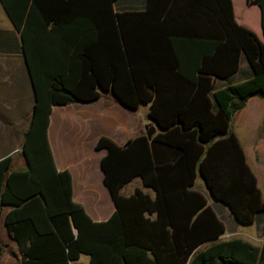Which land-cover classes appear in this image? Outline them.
<instances>
[{
  "label": "trees",
  "instance_id": "16d2710c",
  "mask_svg": "<svg viewBox=\"0 0 264 264\" xmlns=\"http://www.w3.org/2000/svg\"><path fill=\"white\" fill-rule=\"evenodd\" d=\"M114 1L0 0L19 33L33 93L20 145L25 168L11 170V155L0 159V209L30 202L37 212L36 222L14 224L17 216H8V235L30 243L20 264H73L82 255V264H264V244L252 255L240 237L222 239V223L191 189L198 176L239 225L264 212L231 131L248 97L264 98V0H244L259 9L262 39L235 20L231 0H143L140 9L121 11ZM241 58L251 75L231 82ZM104 92L129 111L147 105L148 123L121 145L96 139L115 211L94 223L72 202L70 175L56 170L46 128L52 106L89 103ZM134 179L153 200L138 188L121 197ZM152 209L169 233L165 222L143 218Z\"/></svg>",
  "mask_w": 264,
  "mask_h": 264
},
{
  "label": "crops",
  "instance_id": "0c3cea01",
  "mask_svg": "<svg viewBox=\"0 0 264 264\" xmlns=\"http://www.w3.org/2000/svg\"><path fill=\"white\" fill-rule=\"evenodd\" d=\"M245 6V8L252 6L256 10L255 19L251 13L246 11V17L249 20L239 16L236 21L251 29L258 39H262L258 7L254 4H245ZM233 14L235 18L234 11ZM236 73L238 81L251 75L243 58L239 61ZM32 104V87L21 53L19 33L13 28L0 4V159L11 155V170L25 168L24 163L18 161V157L21 155L20 145L23 132L29 124ZM141 106L143 105L139 107ZM137 109L134 111L125 109L108 92L102 93L98 99L89 103L73 102L51 107L46 137L53 164L56 170L65 169L68 171L71 182V200L82 207L84 214L91 222H107L115 211L111 196L102 182V171L99 167L100 157L105 150L94 149V143L99 136H107L116 144L121 145L127 139L141 134L144 124L148 123L147 117L144 115L147 105L144 114L142 112L144 117L141 115L143 118L136 114ZM249 111L253 114V122L248 116ZM234 117L235 123L238 125L249 127L247 123L254 124L239 142L244 150L247 164L255 173L257 185L261 190L260 183L261 176L264 177V167L260 164V156L264 153V131L262 137H258L256 129L264 125V98L248 97L244 106L234 113L232 121ZM254 163L256 166L260 165L255 167ZM196 178L199 179L198 176L195 177L191 189L196 191L199 189L205 197L202 189L206 191L207 195L208 192L201 180H196ZM134 181L135 179L127 183H132L128 192L123 190L126 184L120 188L121 197L134 195L136 187L140 188L138 182ZM141 191L147 193L151 200L154 199V193L149 188ZM30 205L28 202L22 208L1 207L0 246L2 254L0 264H20L25 259L30 243L22 236H19L17 240L11 238L7 233V220L8 216L15 214L17 218L9 219L14 224H21L29 220L36 222V209L31 211ZM209 205L216 212L212 202ZM20 213L23 215H19ZM215 216L223 225L220 236L227 234L226 225L217 214ZM39 217L45 224L50 222L46 218V211L41 212ZM143 218L150 224L158 223V221L165 222L164 233H169V225L157 210L145 211ZM150 231L152 232L151 229Z\"/></svg>",
  "mask_w": 264,
  "mask_h": 264
},
{
  "label": "rangeland",
  "instance_id": "374dc122",
  "mask_svg": "<svg viewBox=\"0 0 264 264\" xmlns=\"http://www.w3.org/2000/svg\"><path fill=\"white\" fill-rule=\"evenodd\" d=\"M142 5H143V0H116L114 2V4H113V8H114L115 11L135 10V9H140L142 7ZM232 6H233V11L235 13V20L239 16L243 17L246 20H249L248 17H246L247 16L246 11L251 13L253 19H255L256 10L254 8H252V6L248 7V8H245L246 6L244 4V0H232ZM237 79L238 78H237V73H236V74H234L231 77L230 81L231 82H237L238 81ZM247 107H248V105H247ZM145 109H146V105H143V106L139 107L137 109V111H136V114L138 116H140V118H143L144 117L143 114H144ZM142 112H143V114H142ZM248 116L251 117V121L253 122L254 118H253L252 112L249 111L248 112ZM232 122H234V123L231 125V131L234 133V135L236 136V138L238 140L243 139V137L248 133V131H250V129H251L250 127H253L252 125H254V124H251V123H247L249 127H247L245 125H238L237 123H235L236 122L235 117H234ZM263 124H264V122H263ZM252 130H253V128H252ZM263 131H264V125L263 126H259L256 129L257 136L258 137H262ZM167 135H168L167 138L169 140H173L176 137V134L174 132H171V133H169ZM260 159H261L260 160V162H261L260 164L263 165V167H264V153L261 154ZM18 161L20 163H24V165H25V159H24L23 155H20L18 157ZM260 164H257V166H259ZM254 166L257 167L255 163H254ZM197 179L198 178H196V180ZM134 182H138V184L140 186V188H138V187H136V188L141 189V190L142 189L146 190V188L143 187L140 184L138 179H135ZM260 184H261L262 196L264 197V177L263 176H261V183ZM131 185H132V183L131 184H126L123 187V190L128 192ZM200 188H201V186H200ZM202 190H203L204 195H205V197L204 196L203 197L205 198L206 203L209 205V203L212 202V205H213V207L216 210V212H215L214 210L211 209L212 212L214 214H217L221 218V220L224 222V224L226 225L227 234L225 233V234H223L220 237L222 239H226V238L234 237V236L235 237H240L241 239H243L246 242V251L249 252L252 255L255 254L257 252L258 248L262 244H264V212L258 214L255 217V219H254V221L252 223H249V224H246V225H239L238 223H236L233 220L231 215H229L227 209L222 204L212 200L210 198V196L207 195L206 191H204V189H202ZM197 192L200 193V190L198 189ZM202 225H203L204 234H208L209 233V229L207 227V222L202 221ZM185 232L188 234L187 230ZM203 245L204 244H202L201 247H203ZM85 259H86V256L82 255L80 257L79 261H76L73 264H82V263L85 262ZM1 264H3V263H1Z\"/></svg>",
  "mask_w": 264,
  "mask_h": 264
}]
</instances>
